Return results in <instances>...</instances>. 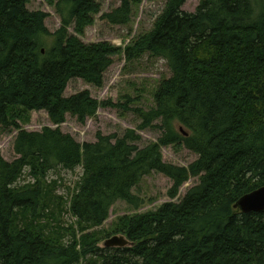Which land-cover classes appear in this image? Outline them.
I'll return each mask as SVG.
<instances>
[{
	"label": "trees",
	"instance_id": "16d2710c",
	"mask_svg": "<svg viewBox=\"0 0 264 264\" xmlns=\"http://www.w3.org/2000/svg\"><path fill=\"white\" fill-rule=\"evenodd\" d=\"M27 1L0 0V125L17 131L16 157L0 154V264H264V211L233 208L264 184V0H202L194 12L182 9L185 0H167L153 29L126 49L127 57H161L171 72L155 90L154 109L140 113L139 130L160 119V136L144 147L134 129L121 137L97 132L91 142L60 129L67 115L84 124L96 112L89 90L64 91L72 78L101 86L114 48L69 34L72 24L91 21L94 0H56L53 32L48 14ZM131 1L139 0H120L101 17L126 23ZM20 108L44 110L53 127L23 129L12 120ZM179 141L198 156L188 166L162 158L160 147ZM77 167L69 204L77 227L61 235L41 224L50 198H62L46 177ZM27 168L33 180L17 185ZM153 171L171 179L170 199L120 223L129 245L99 247L105 235L83 233L100 226L117 200L139 206L132 189ZM193 177L198 182L175 201Z\"/></svg>",
	"mask_w": 264,
	"mask_h": 264
},
{
	"label": "rangeland",
	"instance_id": "374dc122",
	"mask_svg": "<svg viewBox=\"0 0 264 264\" xmlns=\"http://www.w3.org/2000/svg\"><path fill=\"white\" fill-rule=\"evenodd\" d=\"M201 1L185 0L182 9L194 12ZM55 2L56 0H28L26 3L29 10H41L48 14L45 25L51 32L60 26V18L54 11ZM94 3L98 6V11L92 13L91 21L84 25L72 24L68 31L70 35L85 44L107 42L114 48L112 63L103 74L101 86L87 83L80 78H72L68 81L64 91L65 96L87 89L100 106L84 124H79L74 117L67 115L60 129L71 134L78 142L95 141L97 132L121 137L127 129H134L140 135V139L135 144L144 147L155 142L160 136L161 130L156 125L160 124V119L154 120L153 126L139 130L140 113L147 114L154 109L155 90L163 79L171 76V72L161 57L150 52L127 57L125 51L140 35L153 29L166 7L167 0L131 1L130 19L122 24H113L101 17L103 13L118 7L120 0H94ZM12 120L28 131H40L45 126L53 127L44 110L20 108L14 111ZM174 126L176 129L182 127L184 132H188L178 123ZM16 133L14 127L0 125V154L8 161L16 157L13 151ZM160 151L165 162L179 166H188L198 157L180 141L161 146ZM81 171L80 167L72 171L57 168L46 177L48 182L55 181V192L62 198H50L49 210L42 217L41 224L51 226L61 235L77 227L76 219L69 211V204L70 193L74 190ZM31 180L33 176L30 169H24L17 180V185H23ZM197 182L198 178L193 177L182 184L174 200L178 201L182 198ZM171 186V179L159 172L153 171L143 176L132 189V192L142 200L139 206L134 207L124 200H117L110 207L107 219L100 226L88 228L83 233H93V236L105 235L107 238L122 235L117 232L120 223L135 214L154 210L169 201L168 190ZM103 242L104 239L97 245L102 247ZM77 264L84 262L81 260Z\"/></svg>",
	"mask_w": 264,
	"mask_h": 264
},
{
	"label": "water",
	"instance_id": "95a60500",
	"mask_svg": "<svg viewBox=\"0 0 264 264\" xmlns=\"http://www.w3.org/2000/svg\"><path fill=\"white\" fill-rule=\"evenodd\" d=\"M179 132L187 136L182 127H179ZM233 208L242 213L263 212L264 211V184L254 190H251L240 196L233 204ZM130 242L123 235H113L103 242V247H124Z\"/></svg>",
	"mask_w": 264,
	"mask_h": 264
}]
</instances>
